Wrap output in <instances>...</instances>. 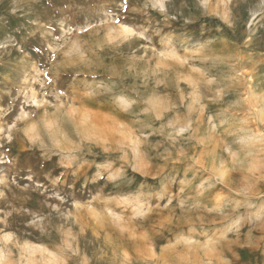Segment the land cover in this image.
<instances>
[{
	"label": "rangeland",
	"instance_id": "1",
	"mask_svg": "<svg viewBox=\"0 0 264 264\" xmlns=\"http://www.w3.org/2000/svg\"><path fill=\"white\" fill-rule=\"evenodd\" d=\"M0 264H264V0H0Z\"/></svg>",
	"mask_w": 264,
	"mask_h": 264
}]
</instances>
